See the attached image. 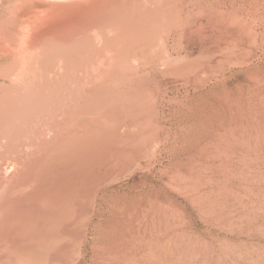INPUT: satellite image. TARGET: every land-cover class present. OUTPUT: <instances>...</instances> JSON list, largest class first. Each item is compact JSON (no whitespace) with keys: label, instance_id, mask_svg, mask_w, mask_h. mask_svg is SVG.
<instances>
[{"label":"bare ground","instance_id":"obj_1","mask_svg":"<svg viewBox=\"0 0 264 264\" xmlns=\"http://www.w3.org/2000/svg\"><path fill=\"white\" fill-rule=\"evenodd\" d=\"M263 3L44 1L14 29L8 18L0 24V264L78 257L99 186L156 162L158 73L172 77L168 103L207 85L205 63L182 68L194 58L179 37L201 31L211 15L237 22L241 7Z\"/></svg>","mask_w":264,"mask_h":264},{"label":"rangeland","instance_id":"obj_2","mask_svg":"<svg viewBox=\"0 0 264 264\" xmlns=\"http://www.w3.org/2000/svg\"><path fill=\"white\" fill-rule=\"evenodd\" d=\"M44 1L68 0H0V24ZM239 12L179 37L194 58L182 68L209 70L205 89L168 103L158 73L156 162L99 186L81 254L60 264H264V3Z\"/></svg>","mask_w":264,"mask_h":264}]
</instances>
